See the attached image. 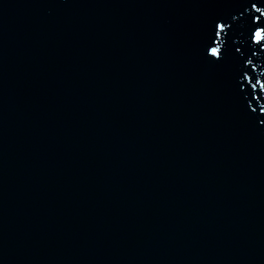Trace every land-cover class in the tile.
Here are the masks:
<instances>
[{
    "label": "water",
    "instance_id": "water-1",
    "mask_svg": "<svg viewBox=\"0 0 264 264\" xmlns=\"http://www.w3.org/2000/svg\"><path fill=\"white\" fill-rule=\"evenodd\" d=\"M0 264H264V0H0Z\"/></svg>",
    "mask_w": 264,
    "mask_h": 264
}]
</instances>
